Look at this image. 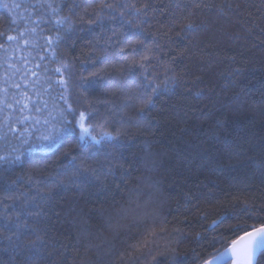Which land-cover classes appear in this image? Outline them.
I'll return each mask as SVG.
<instances>
[{"label": "trees", "instance_id": "trees-1", "mask_svg": "<svg viewBox=\"0 0 264 264\" xmlns=\"http://www.w3.org/2000/svg\"><path fill=\"white\" fill-rule=\"evenodd\" d=\"M106 2L89 25L99 0H0V154L32 148L0 165V234L41 237L0 264H201L264 224V0ZM61 109L114 138L39 150ZM73 156L93 171L68 181Z\"/></svg>", "mask_w": 264, "mask_h": 264}, {"label": "snow or ice", "instance_id": "snow-or-ice-1", "mask_svg": "<svg viewBox=\"0 0 264 264\" xmlns=\"http://www.w3.org/2000/svg\"><path fill=\"white\" fill-rule=\"evenodd\" d=\"M49 7L52 6L49 5ZM112 7L113 5L107 3L106 0H99V3L93 4L89 7H85L83 12L84 15H92L95 17L94 19H90L88 21L89 25H95L100 24L104 20V10L111 9ZM132 7L135 8L134 5H132ZM52 11L56 12V9L52 8ZM140 11V8H135L136 13H139ZM120 15L123 16L124 13L121 12ZM55 22L58 25L64 26L67 31H70L72 29V21L67 16L58 15ZM187 27L192 28L193 25L188 24ZM14 38L15 37L13 36L8 37L9 40H12ZM49 42L51 43V40ZM133 43H139V41H134ZM130 63H134V61H130ZM62 67L67 66L62 65ZM60 71V68L56 69L57 73H60ZM59 83L61 85L65 83L63 78H61ZM16 87L19 86L17 85ZM156 91L157 89H153L154 93ZM3 102L4 101L0 99V103ZM16 103L19 104L21 103V101L17 100ZM151 104L152 98L149 97L148 100L145 102V105L139 110V112L143 113L145 108H147ZM8 107H11V105H8ZM26 108L27 104L25 103L24 107L20 109L21 112H23ZM74 111L75 110L72 108V106L68 105L67 113L71 114L74 113ZM90 117L91 113H85L82 111L79 113V116L73 122L67 119L65 110H58V114L54 118L56 120L55 123H50L48 120L45 121V123L49 125V130L41 134V136L38 138L40 144L39 150L47 151L50 148L55 147L59 143L62 136L75 134L77 127L79 129L77 145L78 147L98 145L102 142L105 137L109 139L114 138L113 133L107 131L103 132L101 135H94V128L86 122L88 119H90ZM119 135L120 132L117 131L115 133V137H118ZM28 143L29 142L25 139L22 141V149L14 148L9 153L0 154V165L10 167L14 164L19 163L25 153L32 150L30 146L26 148L23 147L24 145H28ZM70 151L71 149H66L65 152L62 153V155L65 158H68ZM69 169H71L72 171L66 177L68 181L79 179L80 177L86 176L89 172L93 171L90 167L85 166L82 161L78 163L77 158L75 156L71 157V159H69L68 161V164L64 165L63 168L59 171L61 173H68ZM59 182L63 183L64 181ZM3 190H8L7 184L3 186ZM30 203H32V205L37 208V211L27 213V215L33 217L39 216L41 214L39 206L35 203L34 200ZM5 207H8V205H5ZM19 217L20 213H17L15 224L16 230L14 232L8 229V224L6 222L4 230L8 231L9 234L6 236L0 234V250L11 252L13 254V259H15L16 255H21L25 259H30L33 253H37L40 251L41 237L36 235L37 230L31 229L30 225H28L26 222L21 223ZM8 220H11V218H8ZM213 224H215V221H213ZM230 227L235 228L237 226L232 225ZM25 230H30L33 235H36V238L27 241L22 239ZM261 251H264V224H260L258 227H252L251 231H245L242 236L238 237L237 239L231 242L230 248L227 249L225 253H221L218 256L213 257L211 261H204V264H219L220 260L223 259L227 252H231L233 256V264H253L254 260H256L257 253Z\"/></svg>", "mask_w": 264, "mask_h": 264}, {"label": "water", "instance_id": "water-1", "mask_svg": "<svg viewBox=\"0 0 264 264\" xmlns=\"http://www.w3.org/2000/svg\"><path fill=\"white\" fill-rule=\"evenodd\" d=\"M249 231H251V230H249ZM243 234H244V233H243ZM243 234H241L240 236H242ZM240 236H238V237H240ZM238 237H237V238H238ZM237 238H236V239H237ZM234 240H235V239H234ZM232 241H233V240H232ZM232 241H231V242H232ZM231 242H230V243L228 244V246H226L224 249H222V250H220L219 252L215 253V254L212 255L210 258L206 259L205 261H211V260L213 259V257H216V256H218V255L221 254V253H225L226 250L230 248V246H231ZM261 252H262V251H261ZM261 252L257 253L256 260H254L253 264H256L257 258H258L259 254H260ZM233 259H234V258H233V256H232L231 252H227V253L225 254V256L223 257V259L220 260L219 264H226V263L233 264ZM201 264H204V262H202Z\"/></svg>", "mask_w": 264, "mask_h": 264}]
</instances>
